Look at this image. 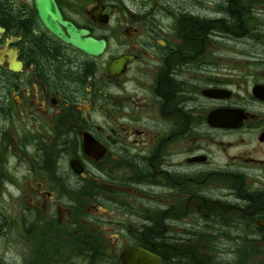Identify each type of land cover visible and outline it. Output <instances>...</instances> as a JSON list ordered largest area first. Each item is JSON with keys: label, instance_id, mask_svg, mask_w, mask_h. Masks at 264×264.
Returning a JSON list of instances; mask_svg holds the SVG:
<instances>
[{"label": "flooded vegetation", "instance_id": "flooded-vegetation-1", "mask_svg": "<svg viewBox=\"0 0 264 264\" xmlns=\"http://www.w3.org/2000/svg\"><path fill=\"white\" fill-rule=\"evenodd\" d=\"M54 2L99 50L0 0V256L264 264V0Z\"/></svg>", "mask_w": 264, "mask_h": 264}, {"label": "clouds", "instance_id": "clouds-1", "mask_svg": "<svg viewBox=\"0 0 264 264\" xmlns=\"http://www.w3.org/2000/svg\"><path fill=\"white\" fill-rule=\"evenodd\" d=\"M27 152L34 151L33 145H27ZM3 167L7 173L13 178L12 180L4 179L0 181L5 189L6 198H18L21 193V188L18 186L24 182V178L31 174L29 163L27 160H22L9 148L3 160ZM0 264H24V255L16 245L8 246L2 256H0Z\"/></svg>", "mask_w": 264, "mask_h": 264}, {"label": "water", "instance_id": "water-1", "mask_svg": "<svg viewBox=\"0 0 264 264\" xmlns=\"http://www.w3.org/2000/svg\"><path fill=\"white\" fill-rule=\"evenodd\" d=\"M35 4L43 23L54 35L69 44L81 47L89 53H98L99 49H96L97 46H99L98 42L88 40V43H79L75 41V38L72 36L73 28L66 21L61 19V14L57 9L54 0H35ZM58 23H62L66 26L70 35H66Z\"/></svg>", "mask_w": 264, "mask_h": 264}]
</instances>
